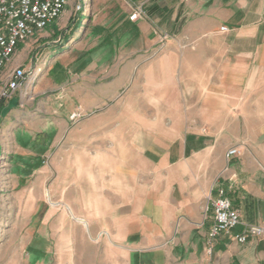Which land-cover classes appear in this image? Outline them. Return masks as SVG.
<instances>
[{
	"label": "crops",
	"instance_id": "1",
	"mask_svg": "<svg viewBox=\"0 0 264 264\" xmlns=\"http://www.w3.org/2000/svg\"><path fill=\"white\" fill-rule=\"evenodd\" d=\"M132 3L104 0L96 39L112 40L120 31L122 53L138 59L128 60L127 68L145 74L156 33L169 36L149 68L175 85L177 104L153 129H143L153 136L133 147L141 168L131 171L149 186L90 210L114 215L79 219L90 224L89 237L75 238L80 259L66 262L63 241L57 264H264V239L233 240L242 225L208 241L219 188L242 223L264 221V159L241 151L264 142V0ZM138 11L143 14L131 20ZM228 147H237L239 156L215 157V150ZM28 249L26 264L45 263Z\"/></svg>",
	"mask_w": 264,
	"mask_h": 264
},
{
	"label": "rangeland",
	"instance_id": "2",
	"mask_svg": "<svg viewBox=\"0 0 264 264\" xmlns=\"http://www.w3.org/2000/svg\"><path fill=\"white\" fill-rule=\"evenodd\" d=\"M103 2L66 0L60 16L19 43L0 71V264H26L32 246L33 260L57 264L63 241L65 260L74 263L81 247L75 238L90 236V224L79 219L114 215L90 210L149 186L131 171L141 168L133 147L177 104L175 85L149 68L169 36L156 33L145 53L147 73L128 69L137 54L122 53L120 31L96 39ZM16 70L23 78L10 91ZM262 141L241 151L264 159ZM229 148L215 157L227 160Z\"/></svg>",
	"mask_w": 264,
	"mask_h": 264
},
{
	"label": "built area",
	"instance_id": "3",
	"mask_svg": "<svg viewBox=\"0 0 264 264\" xmlns=\"http://www.w3.org/2000/svg\"><path fill=\"white\" fill-rule=\"evenodd\" d=\"M65 5L66 0H0V71L10 61L18 44L56 20ZM142 14L141 11L134 12L130 19L136 20ZM22 78V71L16 70L7 82L8 90H15ZM239 152L237 147L229 148L227 157L236 156ZM211 205L213 221L208 232L209 242L221 234H228L238 225H242V229L233 235L236 243L245 244L253 239H264V221L259 224L242 223L239 211L232 207L223 188L217 190Z\"/></svg>",
	"mask_w": 264,
	"mask_h": 264
}]
</instances>
